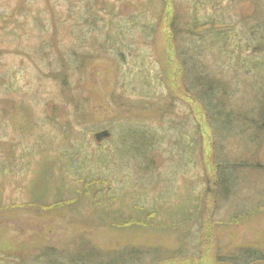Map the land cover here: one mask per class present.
I'll use <instances>...</instances> for the list:
<instances>
[{
    "label": "rangeland",
    "instance_id": "1",
    "mask_svg": "<svg viewBox=\"0 0 264 264\" xmlns=\"http://www.w3.org/2000/svg\"><path fill=\"white\" fill-rule=\"evenodd\" d=\"M105 1L103 6L97 0L96 6L105 9L97 10L100 15L93 22L102 21L103 14L134 21V0ZM67 2L0 0V15H4L0 20V264H67V253L79 257L81 247L83 256L88 248L95 255L117 256L137 247L142 253L136 263L141 264H241L249 249L264 255V210L230 221L245 209L264 205L263 170L240 172L238 190L218 206L212 204L213 195L207 194L201 228L200 222L186 220L205 184L204 171L210 181L216 170L206 134L203 167L185 146L192 124L188 112L192 107L193 115L199 117L200 106L183 91L166 20L159 25L151 49L142 40L126 41L132 34L121 28L126 42L106 43L104 56L87 62L83 69L68 70L66 76L65 62L54 56L64 49H93V45L52 48L65 46L57 34L66 26L62 23L76 15L73 26L84 13L83 7L74 15L73 9L66 13ZM258 2L232 5L225 0L214 8L205 4L202 15L237 20V7L241 14L253 10L256 20L264 14V5L260 8ZM81 21L84 31L92 29L94 23L88 17ZM243 32L237 34L242 47L248 40ZM117 50L123 52L120 63L114 60ZM230 52L227 56L233 58ZM230 74L231 80L240 76L243 81L233 103L238 104L240 95L249 99L254 75L243 80V70ZM165 90L186 102L176 100L174 129V113L159 117L156 109L161 107L157 92ZM182 123L183 135L175 128ZM131 126L163 132L156 146L163 160L159 155L151 174L140 171L135 154L127 156L118 150L115 130L127 132ZM103 129L110 135L96 142L94 134ZM261 146L258 155L264 167V142ZM229 147L231 155L234 149ZM247 149L242 147L240 152ZM163 197L166 202H159ZM156 209L158 224L167 220L175 229L145 222ZM54 253L62 254L52 262ZM248 264H264V259Z\"/></svg>",
    "mask_w": 264,
    "mask_h": 264
},
{
    "label": "trees",
    "instance_id": "2",
    "mask_svg": "<svg viewBox=\"0 0 264 264\" xmlns=\"http://www.w3.org/2000/svg\"><path fill=\"white\" fill-rule=\"evenodd\" d=\"M84 1L68 0L65 5L66 8H63L66 13L73 9L72 13L74 15L77 12V8L81 9L83 7L84 16L82 15L77 20L76 24H79V28L75 27L76 24L73 26L71 24V20L77 19L76 15L70 17L69 21L62 23L63 26H66L61 27L57 34L58 36L60 34L65 46L58 47L55 44L52 47L93 45L91 51L82 50L78 52L72 47L73 49L68 51L64 49L60 55L58 54L59 57L58 55L54 56V58L62 59L65 62L66 76L70 74H68V70L83 69V67H86L87 62L93 61L96 57L104 56L108 43L115 44L117 42L118 44L119 42L142 40L143 46H146L148 50L151 49L154 45V38L159 25L163 20H166L170 39L173 41V50H175L174 57L179 62V69L182 72L181 83L183 91L200 106L199 117L197 114L193 115L192 107L188 112L190 118H192V124L190 126L191 129L186 131L188 140H185L186 138L184 137L185 146L188 149V153H191L193 158L195 156V163L198 160L200 164H203L202 143L203 136L205 137L206 134L209 147L211 148L210 160H212L216 170L215 176L210 181L204 171L202 180L205 184L198 191V202L196 204L195 202L192 203L191 209L185 214L187 222L196 220L199 223L207 211L206 204H204L207 194L213 195L212 204L218 206L220 205L219 203H222V200L229 201L232 199L234 191L238 190L237 178L240 172L243 170L264 171L258 155V151L264 142V14L254 20L253 10H250L249 13L241 11L245 13L241 14L236 7L237 20L221 21L217 19L216 14L211 17L203 16L202 8L205 4L211 8L221 6L225 0H134L132 7L136 9L138 16L136 14L133 17L135 18L133 22L121 16L106 18L105 14H103L105 18H101L102 21L93 22V18L100 15L99 12L96 15L97 10L105 8L97 7V0ZM104 1L102 0L103 6ZM230 1L232 5H236V3L238 4L239 1L243 0ZM258 1L257 5L261 8L264 5V0ZM105 2L108 3V1ZM169 5L171 6V11L168 13ZM53 11L56 12L55 10ZM3 17V14L0 15V20ZM87 17L88 20H92L94 25L92 29L86 27L90 30L84 31L81 20ZM105 26L107 31L104 30ZM117 26L121 27L116 29L117 33H114V29ZM137 27H139V30H137ZM121 28L126 34H132L130 40L126 39V41H123L121 39L123 37ZM238 31H244L241 35L248 36V40L243 47L241 43H238L239 40L237 41ZM242 48L244 49L242 50ZM246 48H249V51H245L247 50ZM229 52L233 55V58L227 56ZM120 55L123 56V52L117 50L114 56L116 63H120ZM240 66H242V69ZM241 70H243V80L245 76L249 78L254 75V78L250 82L252 85L250 98L245 99L244 96L240 95L238 104H235L233 101L235 102L237 87L243 81L238 78L240 76H235L231 80L232 74L230 72L237 71L240 73ZM157 95V102L161 104L160 108L156 106L159 117L168 111L174 113L176 111L174 107L177 104L176 100L183 104L186 103L174 94H170L167 90L162 91V93L157 92ZM123 109L128 108L123 106ZM200 116L202 119H199ZM172 117L173 120L171 122L174 129L173 125L176 124L178 116L174 113ZM183 125L184 123L175 126V128L181 132L184 128ZM186 125L189 124L186 123ZM206 128L209 130L208 133ZM186 132H181L180 134L183 135ZM163 136L161 131L142 126H131L130 131L127 132L124 129L115 130L114 134V138L120 141L119 152H123L127 156L131 153L135 154V157L138 158L136 160H140L137 163L138 168L146 174H151L155 165L158 164L157 159H159L160 153L156 146L160 140H163ZM228 144L231 145L230 149H234L230 152L231 155L227 154L226 147ZM242 147L248 148L247 153L244 151L240 152ZM236 150L239 152L234 154L237 152ZM234 155L248 156V158H237ZM161 159L163 160V157L161 158L160 155ZM202 164L201 166L203 167ZM165 198L163 197L159 202H166ZM158 205L167 207L166 203H158ZM259 209L264 210V205L259 204L252 210L245 209L241 211L244 213L236 214L233 220L230 221L235 222L241 218L246 219ZM157 212L158 210L156 209V212L149 213L153 215ZM155 216L156 214L150 216L152 219H146L145 222L152 221L151 223L155 227L159 225L165 227L166 224V228L175 229L174 225L167 220L164 221L165 224L160 222L158 224V221L154 219ZM137 221L142 224L145 223L144 219H137ZM200 226L201 222L198 227ZM84 247L86 248L85 244ZM81 250L79 257H72L69 251L67 253V264H141L136 263L138 255L142 253L137 247H129L123 252H118L117 256L95 255V251L91 248L86 249L87 252L83 256L82 253L85 250L82 247ZM247 252L246 258L240 262L241 264L264 259V255L260 250L250 251L249 249ZM61 254L54 253L52 262L54 259L57 260Z\"/></svg>",
    "mask_w": 264,
    "mask_h": 264
},
{
    "label": "water",
    "instance_id": "3",
    "mask_svg": "<svg viewBox=\"0 0 264 264\" xmlns=\"http://www.w3.org/2000/svg\"><path fill=\"white\" fill-rule=\"evenodd\" d=\"M109 135H110V131L103 129V130H99V131H97V132L94 134L93 138H94V140L97 142V141L100 140V139L108 138Z\"/></svg>",
    "mask_w": 264,
    "mask_h": 264
}]
</instances>
